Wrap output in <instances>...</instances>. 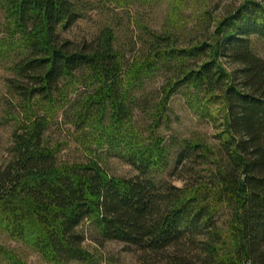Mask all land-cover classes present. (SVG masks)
I'll use <instances>...</instances> for the list:
<instances>
[{"label":"trees","instance_id":"obj_1","mask_svg":"<svg viewBox=\"0 0 264 264\" xmlns=\"http://www.w3.org/2000/svg\"><path fill=\"white\" fill-rule=\"evenodd\" d=\"M262 49L264 0H0V263L264 264Z\"/></svg>","mask_w":264,"mask_h":264},{"label":"rangeland","instance_id":"obj_2","mask_svg":"<svg viewBox=\"0 0 264 264\" xmlns=\"http://www.w3.org/2000/svg\"><path fill=\"white\" fill-rule=\"evenodd\" d=\"M97 18L95 14H91L89 19L78 22L69 33L65 34L66 38L73 40H81L83 38L89 39V37L95 32ZM260 52L264 54V49ZM175 114L179 117L180 123L177 125L178 131L181 135H186L189 132L196 131L200 134H210L211 130L204 125H198L195 118L185 109L183 101L175 99L173 102ZM4 133L0 132V136ZM111 171L118 176L131 177L132 171L129 167L116 161H110ZM178 187H182V182H175ZM226 218V215H221L219 222L222 223ZM88 240H90V233L87 232ZM92 254L96 259V264H140L136 258L130 254L123 252V246L117 243H106L101 248H97L89 242ZM19 254L22 256L25 264H44L37 256L30 253L27 250H20ZM2 264V263H0Z\"/></svg>","mask_w":264,"mask_h":264}]
</instances>
